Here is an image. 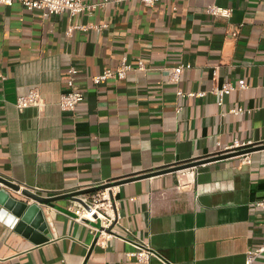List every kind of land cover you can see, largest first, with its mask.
Returning <instances> with one entry per match:
<instances>
[{"label": "crops", "instance_id": "obj_1", "mask_svg": "<svg viewBox=\"0 0 264 264\" xmlns=\"http://www.w3.org/2000/svg\"><path fill=\"white\" fill-rule=\"evenodd\" d=\"M211 4L232 16L207 13ZM71 25L84 28L68 35ZM124 56L146 69L93 82ZM181 64L191 68L172 81ZM72 67L85 99L66 112L58 102ZM224 83L236 89L219 105ZM33 87L44 105L19 110ZM0 176L42 197L120 183L106 248L70 197L39 205L50 233L39 243L0 206V264H146L128 255L133 242L157 253L147 264H244L264 241V0H110L74 17L0 5Z\"/></svg>", "mask_w": 264, "mask_h": 264}, {"label": "built area", "instance_id": "obj_2", "mask_svg": "<svg viewBox=\"0 0 264 264\" xmlns=\"http://www.w3.org/2000/svg\"><path fill=\"white\" fill-rule=\"evenodd\" d=\"M146 6H153L158 0H140ZM14 2L21 3L30 11H40L43 15H58L68 13L70 16H78L83 12L91 13L95 10L104 7L110 0L98 2H86L84 0H0V5L11 6ZM207 13L213 16H221L229 18L232 16V9L220 7L211 4L206 8ZM75 28H84L83 25H71L67 34L71 35ZM191 68V64L177 66L171 74L172 81H179L181 74L185 69ZM146 65L142 59H139L136 64L129 61L128 57L124 56L115 68L106 69L103 73L94 76L93 82L97 85L109 78L124 79L128 73L136 70H145ZM78 70L75 67L69 69L66 80L68 89L59 99V106L62 111L75 112L77 106L85 99L84 92L77 90L75 80ZM236 89L231 83H224L220 87L213 90L219 97V105L223 104V99L226 95L232 93ZM177 94L181 97L197 96L202 97L205 92H184L178 90ZM43 97L39 87L31 88L26 94L21 95L16 100V106L19 110H24L31 106H43ZM233 114H240L244 109H231ZM243 160L246 163L250 162L249 153H243ZM119 182L103 181L83 187L74 192L88 190L86 193H78L70 197L71 204L69 209L74 212L75 220L86 225L90 231L97 237L96 243L106 248L112 238L115 237L114 227L119 224L120 212L118 205ZM22 187V186H21ZM73 193V192H71ZM256 205L264 209V198L257 201ZM136 250L129 252L130 257L135 258L140 263H149L153 257H157V253L152 249L135 243ZM264 254V241L255 249H248L244 264H254V262Z\"/></svg>", "mask_w": 264, "mask_h": 264}, {"label": "water", "instance_id": "obj_3", "mask_svg": "<svg viewBox=\"0 0 264 264\" xmlns=\"http://www.w3.org/2000/svg\"><path fill=\"white\" fill-rule=\"evenodd\" d=\"M255 148H261V147L249 148L243 153L251 152ZM220 158H222V156L209 157L206 159L192 161L184 165H179L176 167H170L168 169H163L159 172H166L169 170L173 171V170H178V169L185 168V167L197 166L199 164H203V163L210 162L212 160L220 159ZM0 183L5 187V188L4 187L0 188V206L3 209L7 210V212L12 214L13 217H12L11 222H14V223L16 222L17 229L20 230L23 228V230H26V232L30 233V235L33 236V238L35 239L37 243H39L37 241L39 239L35 237V235H37L38 233H41V235L43 234L45 236V240H48L50 238V233L47 228L45 215H44L42 208L39 205L43 204V205L53 206V203L57 201L58 199L69 198L72 195H75L78 193L88 192V190H82L79 192L67 193L61 196H57V197H42L30 191L29 189H21L20 185H17L2 176H0ZM15 193H18V194L21 193L25 197L32 199L36 203L28 204L27 202H25V200L18 199Z\"/></svg>", "mask_w": 264, "mask_h": 264}]
</instances>
